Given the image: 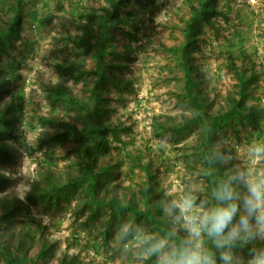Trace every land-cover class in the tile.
Segmentation results:
<instances>
[{
    "label": "rangeland",
    "instance_id": "rangeland-1",
    "mask_svg": "<svg viewBox=\"0 0 264 264\" xmlns=\"http://www.w3.org/2000/svg\"><path fill=\"white\" fill-rule=\"evenodd\" d=\"M20 1L18 8L17 0H0V250L24 241L28 264L43 243L55 250L43 264H62L65 254L75 264H155L145 245L156 234H145L134 214L99 207L85 186L55 192L50 175L66 185L68 175L82 174L90 143L83 132L95 122L109 129L111 151L101 161L115 165L101 195L118 189L125 201L123 190L150 175L166 204L189 192L197 203L213 202L186 66L212 115L240 99L235 65L251 78L242 115L218 128L211 144L229 164L226 178L249 166L254 141L264 142V0H125L97 57L84 26L112 17L108 0ZM175 229L185 235L179 223ZM253 241L264 249V239ZM233 251L247 264L249 246ZM0 264H8L2 252Z\"/></svg>",
    "mask_w": 264,
    "mask_h": 264
},
{
    "label": "trees",
    "instance_id": "trees-1",
    "mask_svg": "<svg viewBox=\"0 0 264 264\" xmlns=\"http://www.w3.org/2000/svg\"><path fill=\"white\" fill-rule=\"evenodd\" d=\"M133 1L142 2L143 0ZM148 1L152 3L154 0ZM108 2L110 4L108 10L112 12V17H101L98 22V27L94 25L96 18L93 17L91 19L92 24H87L84 26V31L90 35V38L88 39V41H86V43H89L91 48L95 49L96 57L101 50L103 42L107 41L109 38L108 36L112 33L113 23H111V20L114 21V23L118 21L120 13L123 12L122 7L126 3L125 0H108ZM20 6L21 1L17 0V7L20 8ZM207 7L208 2L206 1L202 4V9ZM202 12L203 11L197 10L196 16H199ZM15 22H19L18 18ZM193 24L194 23L191 22L189 24V27L193 28ZM10 32L13 34L14 31L11 29ZM128 34L133 41L138 40L137 35H132L131 33ZM1 36L5 37L6 33L3 32ZM189 36L190 34H188V37ZM188 40L191 41V39ZM96 57L94 56V58ZM100 57L103 58L104 56L101 54ZM188 60L189 57H186V64L188 63ZM235 68L238 81H240V84L242 85L240 99L238 101H232L233 106H231L230 109L226 112H221L218 115H212L206 111L204 106L205 104L201 101L200 98L201 95L194 86L192 67L186 66L185 88L189 104L191 105L193 112L197 116L196 122H200L204 129L203 134L205 150L203 153V158L209 170L208 181L211 189H214L219 181L221 179H224L223 171L229 165L223 164L221 160H219L217 156L213 152H211L213 146L212 141L214 139L216 130L229 120L234 119L237 116H241V110L245 108L247 103V85L251 82V78L248 77V73L246 72L245 68H243L242 70L241 68L237 69L236 65ZM105 78L106 76L103 75L99 80L102 81V79ZM115 83L117 84V82ZM57 90V92L59 93V98L61 100H68V96L64 95V92L61 89L57 88ZM72 131L74 133L81 134L77 130ZM108 131L109 129L103 127L101 124H95V122H92L91 125L83 132V134L89 138L90 143L82 153V174L76 178H72L71 175H68V183L66 185H61L58 182H55L54 180H56V177L50 175L52 183L49 185V187L55 192H60L70 188L73 185L80 187L85 186L89 191L92 203L98 205L99 207L110 208L115 213L117 211H120L124 213L134 214L135 221L140 224L141 228L145 229V234L146 228L151 229L154 234H156V237H154L153 240L162 238L172 231H176V222L174 221L173 216L167 215L164 211V208L167 205V200H159L160 195L156 191L157 185L153 183L152 177L150 175H148V181L145 184L140 185L138 189L132 188L123 190L127 193L128 196V199H125V201L119 200L118 197L121 196L119 195L120 192L117 188L116 192L107 189L104 194L101 195L98 188L103 184V182H105V175L111 174L112 166H115L110 163L105 165V163L101 161L103 154L111 151V145L106 133ZM44 191L42 192L43 195H45ZM13 209H11L10 212L13 211ZM176 232L179 234V236H184L181 231ZM24 243V241L20 242L19 248L14 251L8 248L2 249V251L0 250V252H2L4 256L5 261H7L8 264H28V258L26 256H22L24 255ZM248 246L249 249L252 250L256 247V243H254V241H251L248 244L237 242L234 250H243V248H247ZM145 247H147V244L145 245ZM54 251V245L43 243V246L42 248H40L36 259L34 261H31L30 264H43L42 262L45 258L49 259V256H53V254H55ZM62 264H75V258H72V256L65 254L63 255ZM217 264H220L219 259H217Z\"/></svg>",
    "mask_w": 264,
    "mask_h": 264
},
{
    "label": "clouds",
    "instance_id": "clouds-1",
    "mask_svg": "<svg viewBox=\"0 0 264 264\" xmlns=\"http://www.w3.org/2000/svg\"><path fill=\"white\" fill-rule=\"evenodd\" d=\"M248 159V167L219 181L212 191L214 202L197 203L191 192L171 200L164 211L185 235L172 231L159 239L146 238L147 258L155 257V264H217V259L220 264H244L233 251L237 242L264 239V167H257L264 161V142L249 146ZM247 264H264V249H252Z\"/></svg>",
    "mask_w": 264,
    "mask_h": 264
}]
</instances>
